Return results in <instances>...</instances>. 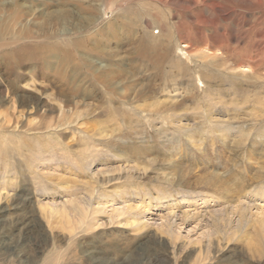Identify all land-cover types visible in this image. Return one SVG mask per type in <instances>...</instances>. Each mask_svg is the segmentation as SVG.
Masks as SVG:
<instances>
[{"label": "rangeland", "instance_id": "obj_1", "mask_svg": "<svg viewBox=\"0 0 264 264\" xmlns=\"http://www.w3.org/2000/svg\"><path fill=\"white\" fill-rule=\"evenodd\" d=\"M187 1L0 0V264H264V4Z\"/></svg>", "mask_w": 264, "mask_h": 264}, {"label": "bare ground", "instance_id": "obj_2", "mask_svg": "<svg viewBox=\"0 0 264 264\" xmlns=\"http://www.w3.org/2000/svg\"><path fill=\"white\" fill-rule=\"evenodd\" d=\"M233 1H236V0H233ZM245 1V3L247 2V4L249 5V4H251V5H253L254 3L255 4H257L258 6H261V7H263V4H264V2L262 1V0H244ZM200 2V1H199ZM187 3H188V6H192V7H194V5H196V2H194V0H189V1H187ZM201 3H203V5H206L207 4V2H206V0H201ZM229 4H232V3H229ZM212 6V5H211ZM216 6H218V5H216ZM256 6V5H255ZM191 7V8H192ZM262 9H264V8H262ZM261 9V10H262ZM259 11H260V9H259ZM64 12H66V11H64ZM68 12V11H67ZM66 12V14H62V15H57V16H55V19L56 20H59V21H64V20H68V19H71L70 17L72 16H70V13H67ZM258 12V11H257ZM253 13H255V11L253 12ZM259 13V12H258ZM260 13H261V11H260ZM264 14V13H263ZM261 16V15H260ZM238 17H240L238 14H236V12H235V8L234 7H229L228 8V12H226V14H225V16H223L222 17V21L223 22H228V23H231V24H233L237 19H238ZM246 17H247V15H245V17H243L242 18V21H243V24H241V26H239L240 27V30L238 31V32H242L243 34H245L246 35V33L248 32V30L247 29H245V25L247 24V23H249V25H250V28H251V30H255L256 28H258L257 26L258 25H256V21L257 20H259V18L260 17H256V16H252L251 17V19H254V21L253 20H251V21H253V22H249L248 20H250V19H248V20H246ZM250 17V16H249ZM53 18V17H52ZM74 18L72 17V20H73ZM51 20H53V19H51ZM264 20V19H263ZM84 21H88L87 20V18L86 19H80L79 20V22H84ZM53 22H55V20L53 21ZM52 22V23H53ZM71 22V21H70ZM92 23V19H90L89 21H88V23ZM210 22V21H209ZM51 23V22H50ZM208 23V22H207ZM55 24V23H54ZM258 24V23H257ZM57 26V25H56ZM63 26V25H62ZM230 28V27H229ZM248 28V27H247ZM249 28V29H250ZM59 31V30H58ZM63 32V31H62ZM61 33V32H60ZM260 35V34H259ZM247 36V35H246ZM246 36H244V37H246ZM211 37V36H210ZM180 38H182V39H184L185 38V33H184V31L183 32H181V34H180ZM212 38V37H211ZM231 40L232 41H234V42H237V43H243L244 42V38L242 37V36H237V35H232V37H231ZM211 43L213 44V45H215V44H218L219 43V38H217V36H214L212 39H211ZM189 44V43H188ZM190 45V44H189ZM183 47L185 48V47H187V44L184 42V44H183ZM253 47V46H252ZM227 52H226V50L224 51V54H226ZM245 59V58H244ZM237 62V59H235V60H233V65H234V67H236L235 66V63ZM99 67V66H98ZM236 69V68H235ZM234 69V70H235ZM233 71V70H232ZM237 81V80H236ZM214 105V104H213ZM214 109H216V107H213ZM259 110V109H258ZM260 114V113H259ZM168 115V114H167ZM173 115V114H172ZM213 116V115H212ZM160 117H161V115H160ZM163 117H166L165 118V121L167 122V123H172L173 122V124H175V125H178V123H180L179 121V118H177L176 116H163ZM213 118V117H212ZM256 118V117H255ZM162 119V118H161ZM163 120H164V118H163ZM215 123V122H214ZM218 123V122H217ZM179 126V125H178ZM178 126H176V127H178ZM179 129H183V130H185V128L184 127H180L179 126ZM190 132V131H189ZM232 132V128H230V126H228L226 129H223V131H222V134H223V136H224V139H225V137L227 136L228 137V134H230ZM219 133H221V132H219ZM226 137V138H227ZM262 211H264V208H262ZM243 218L244 217H239V221H241V220H243ZM31 222V221H30ZM82 222H84V221H82ZM243 223V222H242ZM245 223V222H244ZM20 225H23V226H27V225H29V221H28V219L27 220H25V221H23ZM18 226V225H17ZM16 230V229H15ZM18 231V230H17ZM2 245V244H1ZM55 249V248H54ZM3 254V253H2ZM60 256V255H59ZM16 257V256H15ZM68 258V257H67ZM89 260V259H88ZM57 262V261H56ZM33 264V263H32ZM35 264V263H34ZM46 264V263H45Z\"/></svg>", "mask_w": 264, "mask_h": 264}]
</instances>
